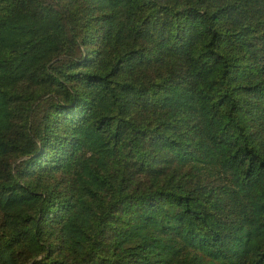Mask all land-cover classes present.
<instances>
[{"label": "trees", "instance_id": "1", "mask_svg": "<svg viewBox=\"0 0 264 264\" xmlns=\"http://www.w3.org/2000/svg\"><path fill=\"white\" fill-rule=\"evenodd\" d=\"M0 264H264V0H0Z\"/></svg>", "mask_w": 264, "mask_h": 264}]
</instances>
